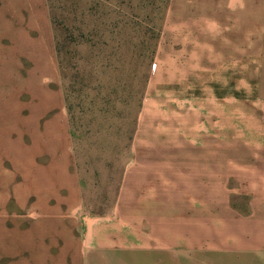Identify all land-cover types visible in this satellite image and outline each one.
<instances>
[{"label":"rangeland","instance_id":"rangeland-1","mask_svg":"<svg viewBox=\"0 0 264 264\" xmlns=\"http://www.w3.org/2000/svg\"><path fill=\"white\" fill-rule=\"evenodd\" d=\"M47 5L86 219L141 206L138 195L155 189L129 179L140 153L187 141L195 147L190 140L197 136L216 145V190L194 206L168 192L160 206L182 215L181 243L161 253V264H264V0ZM32 74L12 67L0 51V264L96 262L102 252L82 245L83 217L46 214V197L37 198L47 185L40 165L31 164L41 148L39 126L54 136L65 124L54 116L62 109L59 97ZM28 89L40 96L24 95ZM176 101L219 106L178 111L199 122L174 125L175 131L163 129L162 117L152 123L153 102ZM32 193L36 213L22 209L34 202Z\"/></svg>","mask_w":264,"mask_h":264},{"label":"crops","instance_id":"crops-1","mask_svg":"<svg viewBox=\"0 0 264 264\" xmlns=\"http://www.w3.org/2000/svg\"><path fill=\"white\" fill-rule=\"evenodd\" d=\"M50 16L47 0H0V51L7 57L12 67L20 66L24 75L28 74L25 75L28 78L31 72L32 76L38 74V80L41 82L38 86L46 88L52 97H59L62 106L59 113L57 111L54 116H60L59 122L65 125L56 128L54 136L52 133L47 134V129L43 127L44 123L39 126V132L43 136L40 138L41 143L37 145L41 148L36 156L37 159L31 161V164L40 165L39 175L42 179H46L47 185L38 188L37 198L46 197V214L68 216L67 221L72 216L83 217L80 226L84 230L83 248L92 253L102 252L99 254L102 256L96 262L89 259L82 261L83 264H161V256H163L161 253L181 243L180 225L183 217L181 214H167L165 207L161 208L160 204H166L168 195L171 194L175 197H170L182 198L180 200L182 204L189 206L197 205L209 196L213 197V192L216 190L215 175L218 158L216 145L198 140L196 136L190 140L199 144L195 147L187 141L185 146L178 144V148H170L171 145L161 150L147 148L151 151L140 153L142 156L139 161L131 165L132 169L137 168V172L134 175L130 172L132 176L129 175V179L134 177L139 180L135 186L155 190L144 191L138 195L142 205L131 207L132 210L126 212L124 216H119L113 211L109 215L86 219L85 213L82 212L81 184L73 155L66 96L59 71ZM36 62L47 64L41 68L45 70L49 66V71L33 72L41 69L37 68ZM24 95L40 96L39 93L31 94L29 89ZM208 106L219 105L215 103L191 105L190 102L185 103V101H176L172 104L153 102L151 111L156 115L150 118L152 123L157 122L156 116L164 118L163 129L170 131L173 128L175 131L177 127L174 125L194 126V123L199 122L196 115V118H185L179 114L175 116L178 111H195ZM169 115L171 116L168 117ZM202 116L204 117V114ZM199 125L201 128L205 127V124ZM259 129L260 136L264 138L262 132L264 125L261 124ZM46 136L53 139H46ZM261 186H264L262 182ZM34 197L32 193L33 200ZM36 202L37 200H34L30 208L22 209L36 213L34 209ZM175 203L177 201L174 200L171 204ZM173 212L176 210L174 209ZM196 219L197 217L194 220ZM138 256H143L144 260L137 262Z\"/></svg>","mask_w":264,"mask_h":264},{"label":"trees","instance_id":"trees-1","mask_svg":"<svg viewBox=\"0 0 264 264\" xmlns=\"http://www.w3.org/2000/svg\"><path fill=\"white\" fill-rule=\"evenodd\" d=\"M55 42H56V39H55ZM56 49H57V51H56V53H57V57H58V46H57V43H56Z\"/></svg>","mask_w":264,"mask_h":264}]
</instances>
